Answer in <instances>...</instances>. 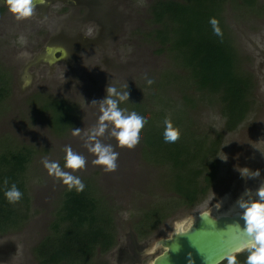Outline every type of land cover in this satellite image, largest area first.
<instances>
[{
	"label": "rangeland",
	"instance_id": "374dc122",
	"mask_svg": "<svg viewBox=\"0 0 264 264\" xmlns=\"http://www.w3.org/2000/svg\"><path fill=\"white\" fill-rule=\"evenodd\" d=\"M75 1L86 4L85 16H81L83 9L75 8L71 11L72 18H57L55 15L61 7L48 5L41 11L36 8L40 12L36 11L26 20H17L9 11L0 17V65L11 75L10 97L0 103V151L29 146L34 152L26 172L29 217L20 229L0 235V264H37L32 248L48 233L62 192L68 188L48 174L42 160L57 161L64 168L67 146L87 160L86 167L73 174L83 183H89L114 212L117 245L105 255H95L89 264H149L153 255L145 254L156 235L171 232L175 225L203 211L217 208L226 211L235 206L246 191L255 193L264 182V0H256L253 10L240 8L235 0L234 4L226 5L223 14L240 54L242 68L252 72L257 81L253 112L230 133L223 130L224 120L216 106L198 104L189 109L188 114L187 109H181L184 107L181 97L187 95L184 90L187 77L168 53H157L160 46L153 32L158 25L152 22L148 8L153 0ZM89 17L97 25L94 26L96 33L90 40L86 38L89 37L87 34L79 38L73 32L76 27L73 19L81 21V18L87 20ZM56 25L68 30L60 29L57 39L53 38V43L46 46L47 56L42 61H52V52L64 50L65 42L88 47L94 53L90 64L82 69L76 67L74 73L71 71L64 78L67 65L70 63L69 67H72L73 57L77 54L72 47L67 52V65L63 62L52 66L44 62L37 67L31 65L45 54L44 50L37 54V47L42 44L46 30ZM83 27L88 35L92 33L90 23ZM81 31L83 33L84 29ZM147 79L153 83L149 85ZM108 84L120 91H125L124 85H128L130 97L129 101L119 105L122 109L140 114L147 110H163L169 114L171 110L173 125L177 122L182 127L187 125V118H192L199 133L211 137L214 133L223 134L218 155L219 170L212 190L192 209L176 207L168 220L146 240L137 239L134 223L144 209L172 199L174 193L167 186V168L146 162L142 157L141 140L133 149L120 148L116 140L106 134L99 139L111 144L119 153L117 168L114 172H105L101 166L92 163L95 156L85 147V141L97 125L100 112L98 105L91 104L106 96ZM50 98L66 100L76 108L72 128L62 135L53 133L49 115L40 110L45 99ZM145 115L149 121L158 117L148 112ZM73 128L82 129L81 135L73 136ZM242 168L259 170L261 175L255 179L242 178L239 172ZM144 243L148 246L142 251Z\"/></svg>",
	"mask_w": 264,
	"mask_h": 264
},
{
	"label": "trees",
	"instance_id": "16d2710c",
	"mask_svg": "<svg viewBox=\"0 0 264 264\" xmlns=\"http://www.w3.org/2000/svg\"><path fill=\"white\" fill-rule=\"evenodd\" d=\"M245 10H253L256 0H236ZM235 0H153L149 5L152 22L158 25L154 39L157 53L166 52L187 77V95L181 107L194 109L198 104L216 106L223 118V130L234 132L253 112L256 104L257 81L252 72L242 68L231 30L223 16L226 5ZM219 24L214 33L210 19ZM188 92H192L188 93ZM11 94V75L0 65V103ZM195 94V96H193ZM40 110L49 115V125L56 135L70 130L75 122L76 108L66 100L45 99ZM171 111V110H170ZM167 111L147 110V123L141 133L142 157L146 162L165 166L166 181L174 196L168 201L144 209L133 230L145 239L156 232L176 207L193 208L208 194L216 180L223 134L199 133L192 118L179 128L175 143L164 141V120ZM156 115L154 121L148 120ZM165 112V113H164ZM172 123H174L172 121ZM33 149L20 146L0 151V235L18 230L27 221L30 197L26 172L33 159ZM5 178L9 187L15 183L22 199L10 204L5 196ZM82 192L68 188L62 192L48 233L32 248L37 264H89L95 255H105L117 245V232L112 207L108 206L89 183ZM247 254L237 257L245 264Z\"/></svg>",
	"mask_w": 264,
	"mask_h": 264
},
{
	"label": "clouds",
	"instance_id": "9594fccd",
	"mask_svg": "<svg viewBox=\"0 0 264 264\" xmlns=\"http://www.w3.org/2000/svg\"><path fill=\"white\" fill-rule=\"evenodd\" d=\"M8 11L17 20H26L36 12L37 0H4ZM209 23L212 25L215 34H220L219 22L212 18ZM86 67V66H85ZM151 85L153 80L147 79ZM125 91H120L112 84H108L105 92L106 96L100 101H92L91 105H98L100 115L97 125L91 130L85 141V147L95 156L92 163L101 166L105 172H114L117 168L119 153L116 152L111 144H105L101 137L106 134L114 138L120 148L133 149L140 140L141 133L147 123V118L135 110L122 109L119 105L122 102L129 101L130 93L125 84ZM164 141L166 143H175L180 138V130L174 127L170 118L164 120ZM82 129L73 128L72 135L80 136ZM65 151V164L62 168L57 161H50L48 158L42 160L44 168L50 176L61 180L69 190L75 189L82 192L85 184L81 178L73 173L86 167V157L73 151L71 146H67ZM64 169H70L71 172ZM242 178H259V170L251 171L248 168L239 169ZM4 196L10 204L18 203L23 193L15 183L9 187L7 178L4 180ZM240 210V218L244 224L242 231L246 240L239 249H228L221 257L220 264H239L237 259L241 251L247 252L245 264H264V182H262L255 193L250 190L236 202ZM239 227V225L237 226Z\"/></svg>",
	"mask_w": 264,
	"mask_h": 264
},
{
	"label": "water",
	"instance_id": "95a60500",
	"mask_svg": "<svg viewBox=\"0 0 264 264\" xmlns=\"http://www.w3.org/2000/svg\"><path fill=\"white\" fill-rule=\"evenodd\" d=\"M44 3V0H37V5ZM55 52L61 53V58L65 56V50L57 49L52 52V61L43 62L50 66L57 63ZM43 57H37L31 65L37 67ZM233 207L226 211L215 210L212 214L201 212L188 226L185 223L177 225L169 239L156 244V249L165 250L151 264H220L226 250L239 249L246 240L240 210L237 205Z\"/></svg>",
	"mask_w": 264,
	"mask_h": 264
},
{
	"label": "flooded vegetation",
	"instance_id": "af4514ba",
	"mask_svg": "<svg viewBox=\"0 0 264 264\" xmlns=\"http://www.w3.org/2000/svg\"><path fill=\"white\" fill-rule=\"evenodd\" d=\"M68 1H70V2H67V1H65V0H44V4H39V5H37L36 6V8H40L39 10L41 11V10H43V9H46L47 8V6L49 5H51V6H55V7H57V6H60L61 7V9H60V12L57 14V15H55L57 18H60V17H64V18H72L71 16V11H73V9H75V10H77V9H83V13L81 14V16L83 17V16H85V13H86V11H88V10H86V4H84V3H79V1H71V0H68ZM47 4V5H46ZM43 7V8H42ZM65 8H68V10L67 9H65ZM65 9V10H64ZM37 11V10H36ZM40 11H37V13L38 12H40ZM8 12V8H7V6L5 5V3H4V0H0V17H2V16H4L5 15V13H7ZM41 14H43L42 12H41ZM63 18V19H64ZM82 20L81 21H79L78 19H76L75 18V20L73 19V21L75 22V24H76V27L74 28V30H73V32H75V33H77V35H78V37L80 38L81 37V35L82 34H87V36H89V37H86L88 40H90V39H92L93 38V36H94V34L96 33V28L94 27L95 25H96V23H95V21H94V19L91 17H89L87 20H85V19H83V18H81ZM86 23H90L91 25H92V28L94 29H92V33L91 34H89L88 35V33H87V30H86V28H84L83 26H85V24ZM43 24H45L44 22H43ZM42 26H44V28H46L47 29V27H46V25H42ZM97 26V25H96ZM63 30V32L65 31V30H68V28L67 27H63V26H60V25H56V27H53L51 30H49V31H47L46 30V33L44 34V38H42L43 39V42H42V44H40V46L39 47H37V54H39L42 50H44V52H45V54H44V57H46L47 56V54H46V46L47 45H49V43H53V38H56L57 39V37H56V34L58 33L59 35H60V32H61V30ZM82 29H84V32L82 33ZM95 32V33H94ZM37 36H39V35H37ZM84 36V35H83ZM58 40H60V36H59V39ZM57 40V41H58ZM65 42V41H64ZM72 47V49H75L76 50V52H77V54L76 55H74V57H73V63H72V67L70 68L69 67V64L67 65V63H66V61H67V58L69 57L68 56V54L69 53H67L68 52V49L69 48H71ZM74 47H76V48H74ZM57 50V49H56ZM55 50V51H56ZM64 50H65V56L63 57V58H61V53H59V52H55L54 54H53V56L54 57H56L59 61H57V63H60V62H63L65 65H67V67H68V70H67V73L66 74H64L63 76H62V78H64V77H66L67 75H68V73L69 72H73L74 73V69L77 67L78 68V66H81V68L80 69H82V68H84V66H86L87 64H90V62H91V60H92V57H93V55H94V53H93V51H91L88 47H81V46H74V45H70L69 43H67V42H65V46H64ZM54 52V51H53ZM83 54V55H82ZM80 55H82V58L80 59ZM79 59V60H78ZM70 61V60H69ZM43 62V61H42ZM45 63V62H44ZM46 75H47V70L45 69V77H46ZM212 190V188L210 189V191ZM209 191V192H210ZM208 192V193H209ZM208 195V194H207ZM204 200V199H203ZM202 200V201H203ZM201 201V202H202ZM200 202V203H201ZM199 203V204H200ZM199 204H197V205H199ZM196 205V206H197ZM234 205V204H233ZM237 205V204H236ZM196 206H194V207H196ZM193 207V208H194ZM233 206H231L228 210H230L231 208H232ZM234 208H236V207H234ZM190 209H192V208H190ZM214 210H217V211H222V210H220V209H214ZM214 210L213 211H203V212H207V213H209V214H212V212H214ZM196 215H194L193 217H191L190 219H188L187 221H185V222H182V223H185L186 224V226H188L191 222H192V220H193V218L195 217ZM168 220V219H167ZM166 222V221H165ZM164 222V223H165ZM164 223H162V224H164ZM161 224V225H162ZM180 224V223H179ZM179 224H177V225H179ZM160 225V226H161ZM177 225H175L174 226V228H173V230L171 231V232H169V233H167V234H165V235H162V236H158V235H156L155 236V238H154V241H153V243H152V245H151V248H150V250L145 254V255H153V258H152V260H151V262L149 263V264H151L152 263V261L157 257V256H159L165 249L164 248H161V249H156L157 248V246H156V244L157 243H159L160 241H162V240H164V239H169L170 237H171V233L172 232H174L175 231V228L177 227ZM155 233H153L152 235H154ZM151 235V236H152ZM151 236H149L148 238H150ZM137 237V236H136ZM148 238H145V239H141V240H146V239H148ZM138 240H140L139 238H137ZM148 245H147V243H144L143 245H142V247H141V249H142V251H144L143 249L144 248H146ZM244 254H247V252L246 251H241L239 254H238V256L239 255H244ZM246 260V259H245ZM224 264H226V261H224Z\"/></svg>",
	"mask_w": 264,
	"mask_h": 264
},
{
	"label": "bare ground",
	"instance_id": "6f19581e",
	"mask_svg": "<svg viewBox=\"0 0 264 264\" xmlns=\"http://www.w3.org/2000/svg\"><path fill=\"white\" fill-rule=\"evenodd\" d=\"M233 209H234V208H233ZM233 209H232V210H233Z\"/></svg>",
	"mask_w": 264,
	"mask_h": 264
}]
</instances>
